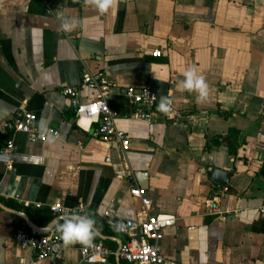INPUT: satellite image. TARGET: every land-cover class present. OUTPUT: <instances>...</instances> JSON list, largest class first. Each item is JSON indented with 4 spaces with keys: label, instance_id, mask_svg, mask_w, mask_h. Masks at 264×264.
<instances>
[{
    "label": "crops",
    "instance_id": "1",
    "mask_svg": "<svg viewBox=\"0 0 264 264\" xmlns=\"http://www.w3.org/2000/svg\"><path fill=\"white\" fill-rule=\"evenodd\" d=\"M58 13L75 19V28L60 30ZM190 68L207 84L202 102L180 88ZM96 72L111 84L116 126L130 138L125 152L98 140L96 124L77 127L62 93ZM129 85L171 97L187 117H129ZM95 93L84 87L80 97ZM20 110L36 114L39 131L53 128L59 136L8 135L13 149L0 153V264L79 262V242L41 260L20 247L11 236L19 226L33 232L25 219L45 227L59 216L87 215L104 237L98 240L118 249L126 237L114 225L138 219L142 209L130 192L142 187L134 171L148 172L149 213L176 218L159 241L166 258L264 264V0H120L115 13L103 14L85 0H0V144L7 137L1 121ZM230 130L237 133L235 155L218 139ZM213 168L233 170L226 186L210 180ZM215 196L233 213L213 214L207 202ZM36 202L83 209L55 215ZM57 222L49 233L59 232Z\"/></svg>",
    "mask_w": 264,
    "mask_h": 264
},
{
    "label": "built area",
    "instance_id": "2",
    "mask_svg": "<svg viewBox=\"0 0 264 264\" xmlns=\"http://www.w3.org/2000/svg\"><path fill=\"white\" fill-rule=\"evenodd\" d=\"M152 54L160 56L161 52L154 50ZM84 87L95 90L93 99L85 101L81 99L80 92ZM62 93L68 98L77 127L83 128L82 121L86 122V127L96 124L98 140L104 143H116L123 152L129 148L130 138L124 130L116 126L119 112L109 105L112 93L111 84L102 72L85 74L80 86H65L62 88ZM124 94L133 106L129 117L151 121L160 113L158 105L161 103L162 97H159L150 88L129 85L125 88ZM166 98L171 101L170 111L167 114L163 112L161 114L171 120L185 119L187 115L175 107L171 97ZM35 121L36 114L25 110L17 111L11 117L3 119L1 121L2 133L7 137L4 143L0 144V153L9 154L13 149V139L8 135L15 132H22L39 141H44L50 136H59L58 130L53 128L39 131ZM7 167H11L9 162H7ZM130 192L133 196L141 199L142 209L138 219L118 221L117 224L124 226L122 230H119V233L126 237L125 241L116 250L107 247L102 240L93 239L90 245L81 244L80 260L76 264H113L110 259L112 256L130 264H184L166 258L159 250V241L164 235V230L174 224L175 216L164 212L149 213L151 200L147 196L145 188L134 186L130 188ZM34 206L37 208L46 207L55 215L70 214L83 209V205L71 209L58 202L43 204L36 202ZM207 206L217 216L233 213V211L222 207L216 196L208 200ZM261 211L263 212L264 208H261ZM11 237L20 247L31 249L38 260L59 258L65 248L60 239V232L39 235L24 226H19L14 229Z\"/></svg>",
    "mask_w": 264,
    "mask_h": 264
},
{
    "label": "clouds",
    "instance_id": "3",
    "mask_svg": "<svg viewBox=\"0 0 264 264\" xmlns=\"http://www.w3.org/2000/svg\"><path fill=\"white\" fill-rule=\"evenodd\" d=\"M85 3L93 6L101 14L107 12L109 9L115 13L118 10L120 0H85ZM59 21V28L63 31H71L75 28L77 21L69 19L62 14H57ZM181 90L189 92L195 91L198 95L196 97L198 102H202L207 96V84L202 76H198L194 68L188 69L184 73V81L180 86ZM171 101L168 98H162L161 103L158 105V110L167 114L170 111ZM62 224L58 222V230L60 232V239L63 246L75 244L77 242L90 245L94 236L98 234L95 228V220L87 215H65L61 217ZM122 224L114 225V229L119 231L123 229Z\"/></svg>",
    "mask_w": 264,
    "mask_h": 264
},
{
    "label": "water",
    "instance_id": "4",
    "mask_svg": "<svg viewBox=\"0 0 264 264\" xmlns=\"http://www.w3.org/2000/svg\"><path fill=\"white\" fill-rule=\"evenodd\" d=\"M233 170L231 169H222V168H213L210 173V180L215 183L218 186H226L230 176L232 175ZM132 175L138 180L139 184L146 189L148 187V172L146 171H134ZM128 180L132 179V176H127ZM61 217L59 216L53 219L47 226L45 227H37L35 224H33L28 219H25L26 225L33 230L36 234H47L50 232L52 225H54V222H57V220H60ZM99 237L104 238L99 232L97 234ZM122 244V243H121ZM120 244V245H121Z\"/></svg>",
    "mask_w": 264,
    "mask_h": 264
},
{
    "label": "trees",
    "instance_id": "5",
    "mask_svg": "<svg viewBox=\"0 0 264 264\" xmlns=\"http://www.w3.org/2000/svg\"><path fill=\"white\" fill-rule=\"evenodd\" d=\"M237 133L236 131L230 130L229 133L226 136H220V141H223L226 143V145L229 148V151L231 154L235 155L237 152ZM258 173L264 178V163L260 166ZM51 216H46L41 223L45 224L49 221ZM93 239L98 240L96 236H94Z\"/></svg>",
    "mask_w": 264,
    "mask_h": 264
}]
</instances>
